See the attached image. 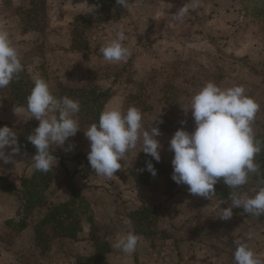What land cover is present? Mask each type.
<instances>
[{
	"label": "rangeland",
	"instance_id": "1",
	"mask_svg": "<svg viewBox=\"0 0 264 264\" xmlns=\"http://www.w3.org/2000/svg\"><path fill=\"white\" fill-rule=\"evenodd\" d=\"M87 1L91 3L90 9H81V5L80 7L75 5L79 13H82H72L67 16L60 39L47 28L53 5L58 4L56 0H11L9 10L0 8V25L12 27L9 29L11 39L21 53L27 75V78L22 76L21 83L17 81L14 83L16 96H25L24 101L27 102L34 80L43 78L50 83L56 96L67 95L81 104V110L77 114L80 131L74 137H70L62 147L52 146L55 147L53 155L63 158V163L57 160L56 167L43 173L34 171L31 162L23 168L22 160L18 159L23 155L34 156L33 153H16L12 154L9 162L10 178L1 177L6 181L0 182V191L17 199L19 221L22 220L28 225L39 223L48 209L69 200H74V206L71 208L77 213L83 212L81 218L88 217L89 213L93 215L92 210L89 209L97 202L96 195L101 194L102 191H108L106 193H111L113 199H118L117 194L121 196L133 194L130 181L136 179L137 182L146 183L151 178L145 182L139 178L142 173L140 158L147 159L150 156L142 151L140 144L128 154L126 161H121L122 168L111 178L97 175L87 159L90 141L84 131L92 123H98L100 116H97L98 112L101 114L103 106L118 86L125 91L124 111L136 106L143 112V125L146 129L154 126L160 129L161 135L157 137L162 145L159 162L165 165L172 166L174 153L169 149V141L175 131L181 127L189 132L195 129L191 110L187 112L185 110L190 106L191 97L208 81H214L220 87L243 85L246 94L260 104L253 125L255 134L264 131V19H259L264 16H257L253 5L249 7L251 0H199V6L195 10H190L184 22L182 21L181 29H177V24L181 22L175 20L173 15L188 0L179 2L160 0L166 1V4L162 3L165 6V15L159 20H152L155 22L152 28L155 29L153 34L158 31V35L154 40L147 42L139 39L136 29L132 30L130 5L122 8L116 6L113 0H109L102 8L101 0ZM136 1L138 0H132V3ZM143 1L152 3L159 0ZM70 4L67 0L63 6L67 7ZM148 14L151 15L150 17L154 16L153 11ZM165 25H169L170 30L165 31ZM121 28L127 36L124 43L132 50V55L119 63L107 62L96 46H105L115 38ZM41 29L44 30L43 33L39 32ZM170 35L174 36L177 44L172 40L171 46L168 38ZM90 38L96 41L91 43ZM65 46L71 48V55L68 53L70 50ZM135 58L139 60L136 63L139 68L152 64L153 70L148 77L140 80L132 78L131 69L134 65L132 61ZM23 80H27L28 83L24 84ZM102 82L109 85L106 87L109 90L108 100L103 96L97 102H93L99 89L106 90L105 87H101ZM11 93V83L8 87L0 89V109L20 107L19 99L13 98ZM23 108L26 109L25 106ZM181 121H186V124L182 125ZM27 124L31 125L27 126ZM38 124V120L31 118L22 125L0 122V127L12 128L20 144L25 138L27 139V135L32 134ZM69 145H74V148L68 150ZM9 148L6 146L5 150ZM33 176L36 178L34 186L29 184L23 188L20 185L21 179H30ZM152 177H157L156 193L161 191L159 187L163 183L162 187L165 188L164 191L168 196L179 195L173 192L176 186L169 187L164 177ZM122 181L124 184L118 186ZM27 190L32 191L34 196L32 200L35 204L27 203L25 198ZM256 191L257 188L249 185L240 193L252 196ZM38 201L41 203H37ZM83 203L87 205L85 212L82 209L84 205H80ZM135 212L134 218L146 213L141 209ZM190 212L195 211L190 210ZM124 213L127 214L126 211ZM160 213L161 210L156 208L152 214L148 213L149 217L144 218L142 222L134 220L133 224L137 230L151 237L158 223L162 221ZM184 218L185 215L182 214L178 215L176 220L178 222ZM37 225L31 228L30 236H26L28 239H25L28 243L34 240L37 248L36 251L33 250L35 259L31 258L28 252L27 260L47 262L51 257L52 239L48 242L37 241L35 232ZM262 230L264 232V222ZM44 232L48 236L52 235L49 226H45ZM92 237L100 255L95 256L92 262L82 258L80 264L102 263L99 258L103 257L102 254L107 251L108 246L100 247L105 243L99 240L94 231ZM12 241L10 240V243ZM90 258L92 256H86V259L90 260Z\"/></svg>",
	"mask_w": 264,
	"mask_h": 264
},
{
	"label": "clouds",
	"instance_id": "2",
	"mask_svg": "<svg viewBox=\"0 0 264 264\" xmlns=\"http://www.w3.org/2000/svg\"><path fill=\"white\" fill-rule=\"evenodd\" d=\"M116 4L127 8L129 0H116ZM198 6L199 0H188L173 18L182 22L190 10ZM126 39L124 29H119L115 38L101 48L104 60L119 63L129 58L132 50L125 45ZM22 71L24 65L21 53L13 43L10 32L0 25V89L18 80ZM80 110L78 100L67 95L58 97L47 80H34L26 104L29 118L39 121L28 136L37 149L31 161L34 171L47 173L56 167L58 161L53 150L56 146L62 147L80 131L77 118ZM188 110H191L195 129L189 132L181 127L169 141V149L174 153L171 161L173 181L187 185L190 194L210 200L216 194L214 186L221 179L233 190L244 186L251 173H258L259 165L255 162V156L264 148V144L256 138L253 127L260 104L246 94L243 85L220 87L214 81H208L191 97L190 106L185 112ZM14 111L18 115L17 107ZM181 124H186V121H181ZM84 134L90 141L87 159L99 176H115L117 170L122 168L121 161H126L128 154L138 144L144 153L157 162L161 159L162 145L157 139L161 135L160 129L157 126L146 129L143 112L136 106L129 107L127 111L118 106L105 107L98 123H92ZM6 146L11 148L12 154L20 151L16 132L9 126L0 127V160L9 163L11 155L5 154ZM72 148L74 145H69L68 150ZM146 169L153 176L156 175V169L150 161ZM229 200L230 203L221 200L217 204L221 212L219 218L223 220L232 217L234 208H240L254 217L264 215V187H260L252 196L232 191ZM248 239H252L251 233ZM140 241L138 234L129 231L118 235L112 247L132 254ZM234 244L235 264H264V258L247 242L236 239Z\"/></svg>",
	"mask_w": 264,
	"mask_h": 264
},
{
	"label": "crops",
	"instance_id": "3",
	"mask_svg": "<svg viewBox=\"0 0 264 264\" xmlns=\"http://www.w3.org/2000/svg\"><path fill=\"white\" fill-rule=\"evenodd\" d=\"M56 1L58 4L57 6L53 5L47 28H49V32L56 34L55 36L60 39V33L64 30L63 25L67 16L79 13L75 5L79 7L81 5V9L88 10L91 3L87 0H68L71 4L64 7L67 0ZM165 2L159 0L146 3L143 0H138L132 3V0H129L132 30H137L138 37L142 41H152L157 37L158 31L153 34L155 29L152 30V28H154L155 22L152 20H159L165 15V6H163L166 4ZM0 5H3L0 8L7 11L11 8V0H0ZM153 8L154 10H152ZM152 11L154 16L150 17L151 15L148 13H152ZM182 24V22L177 24V29H181ZM4 27L8 31L12 28L11 26ZM98 28L100 29L99 26ZM170 28L169 25H165L164 30H170ZM168 38L171 41V46L172 40L177 44L174 36L170 35ZM89 40L91 43L96 41L94 38ZM96 47L101 52L104 45ZM67 48L71 55V48ZM132 62H134L131 69L133 79L146 78L153 70L152 64H149L148 67H137L136 63L139 62L137 58ZM108 86L106 82L101 83V87H105L104 89H107ZM124 101V88L118 86L103 106V110L107 106H118L124 111ZM17 108L18 115L14 111L15 108L0 109V122L22 125L31 120L25 108ZM4 151L6 155L12 156L10 148ZM32 158L33 156L26 155L18 157L19 160H22L23 168L32 161ZM9 164L0 160V177L10 178ZM156 178L151 177L146 183L137 182L136 179L130 181L131 188L134 190L133 194L130 193L128 196L117 194L118 199H113L111 193H106L108 191H102L101 194L96 195L97 202H93L95 204L91 205V209H89L92 210L93 215L89 213L88 217L81 218L80 229L76 237L74 239L56 237L51 240V257L47 262L27 260L28 252L32 258L35 255L33 250L36 251L37 248L34 240L28 243L25 242V239H28L26 236H30L31 228L38 222H35L33 226L27 223L23 228H19L20 216L17 211V199L0 191V264H80L82 258H85L87 262H92L95 256L100 255L93 243V231L97 233L99 240L108 246L107 251L102 254L103 257L99 258L102 261L100 264H235L233 254L236 247L234 240L236 239L247 242L254 251L264 258V232L262 230L264 220L248 218L244 212L234 211L236 208L233 209L230 219L223 220L219 218L221 215L220 209L217 208L219 200L192 195L188 191V186L183 184H178L173 189L175 194H179L175 197L168 196V193L164 191L165 188L162 187L163 183L159 187L161 191L156 193ZM123 184L122 181L118 183V186ZM102 190L104 189L102 188ZM226 201L230 203L229 199ZM149 207L160 209L162 217L161 223H158L151 237L137 230L133 224L135 210H145ZM190 210L195 212L192 213ZM182 214L185 215V218L177 222L176 217ZM129 231L138 234L141 241L134 253L125 254L121 250L113 248L112 245L118 235ZM250 233L252 239H248ZM10 240L13 241L10 243ZM87 255L92 258L86 259Z\"/></svg>",
	"mask_w": 264,
	"mask_h": 264
},
{
	"label": "trees",
	"instance_id": "4",
	"mask_svg": "<svg viewBox=\"0 0 264 264\" xmlns=\"http://www.w3.org/2000/svg\"><path fill=\"white\" fill-rule=\"evenodd\" d=\"M113 1L116 4V0H113ZM251 1L252 2L249 4V7H250V5H253V10H255V14L257 16H264V0H255V1L251 0ZM107 2H109V0H101L100 1V5L102 6V8H104L106 6ZM258 2H260V3L257 4ZM116 6H118V5L116 4ZM259 19L263 20L264 17H261ZM39 32L43 33L44 30L41 29ZM24 70H25V67H24ZM25 74H26V71H22L19 74V79L18 80H14L11 83V89H12V93L11 94L13 95V98L19 99L18 106H20V107H23V106L26 107L27 102L24 101V99H26V97L25 96H22V97L16 96L17 93H15L16 91L14 90V88H15L14 83H17V82L21 83L23 75H24V77L27 78V75H25ZM23 83L27 84L28 81L27 80H25V81L23 80ZM103 96L105 97V100H108L107 99L108 96H109V90L108 89H106V90H103V89L100 90L99 89L97 97L94 98L93 102H97L98 99L100 97H103ZM99 115L100 114L98 112L97 116H99ZM28 125L30 126L31 124H27V126ZM256 138L258 140H260L262 142V144H264V131H263V133L256 135ZM19 147H20L19 153H23V154H25V153H33L35 155L36 152H37V149L35 148V146L32 145L31 142L28 140V135H27V139L25 138V140H23L19 144ZM140 159H141L140 163L142 165V173L139 176V178L141 179V181L145 182L150 177L153 176L146 169V164H147V162L150 161L154 165V167L156 169V175L155 176L164 177L165 181H167V184L169 183V187L173 188V187L178 185L172 179V174L173 173H172V166L171 165H165V164H162V163L157 162L155 160H152L151 156L147 157V159H144L143 157H141ZM57 160L60 163H63V158L57 157ZM255 162L259 165V171H258V173H251L249 175L248 182L244 186H242L239 189L233 190V189H230L226 184H224L223 180L221 179L214 186L216 194L212 198H216L219 201H221V200H225L226 201V200L229 199V194L232 191L240 192L243 188H245V187H247L249 185H253L255 188H257V190L260 187H264V148H262V151L255 156ZM34 179H36L35 176L31 177L30 179L23 178L20 181V185L23 188L26 187V185H29V184L34 186V182H35ZM4 181H6V180L4 178L0 177V182H4ZM46 182H48V181H46ZM33 197L34 196L32 194V191L27 190L25 192V198L27 199L26 200L27 203L32 202L33 204H35V202H33V200H32ZM77 199H79L78 196H77ZM37 203H41V202L38 201ZM80 205H84L82 209L85 212L86 209H87V205L85 203L80 204ZM71 206H74V200H69L68 202L59 204L57 206H53L52 208L48 209V212L43 216L42 220L36 226V229H35L36 230L35 232L37 234L36 235V240L39 241V242L41 240H44L45 242H48L51 239L56 238V237H65V238L74 239L76 237L77 232L80 229L81 216H82L83 212L77 213L74 208H71ZM155 210H156L155 207H153V208L149 207V208L143 210V211H146V213L141 214V215H144V216L140 215L139 218H137V216H135V218H133V221L137 220L138 222H142L144 218L149 217L148 213L152 214ZM234 211L243 212V210L240 209V208H236ZM245 215H246V217L251 218V219L259 218V220H264V215H262L260 217H254V216L249 215L247 213H245ZM25 224L26 223L21 220L19 222V224H18V227L19 228H23L25 226ZM45 226H49L50 227V229L52 230V235L48 236V235L45 234V232H44ZM99 245H100V243H99ZM100 247H107V244L105 243V244H103Z\"/></svg>",
	"mask_w": 264,
	"mask_h": 264
}]
</instances>
